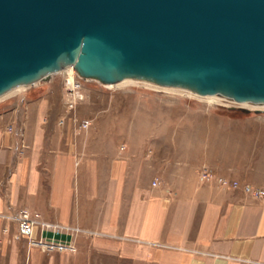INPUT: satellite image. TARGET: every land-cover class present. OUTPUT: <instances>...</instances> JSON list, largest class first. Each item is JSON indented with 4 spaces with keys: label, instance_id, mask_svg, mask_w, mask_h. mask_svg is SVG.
Instances as JSON below:
<instances>
[{
    "label": "crops",
    "instance_id": "0c3cea01",
    "mask_svg": "<svg viewBox=\"0 0 264 264\" xmlns=\"http://www.w3.org/2000/svg\"><path fill=\"white\" fill-rule=\"evenodd\" d=\"M3 98L0 214L25 207L95 234L74 237L70 253L24 250L0 233V264H264V199L219 183L264 185L263 126L212 115L181 142H146L59 124L45 95Z\"/></svg>",
    "mask_w": 264,
    "mask_h": 264
},
{
    "label": "water",
    "instance_id": "95a60500",
    "mask_svg": "<svg viewBox=\"0 0 264 264\" xmlns=\"http://www.w3.org/2000/svg\"><path fill=\"white\" fill-rule=\"evenodd\" d=\"M67 65L264 103V0H0V94Z\"/></svg>",
    "mask_w": 264,
    "mask_h": 264
},
{
    "label": "rangeland",
    "instance_id": "374dc122",
    "mask_svg": "<svg viewBox=\"0 0 264 264\" xmlns=\"http://www.w3.org/2000/svg\"><path fill=\"white\" fill-rule=\"evenodd\" d=\"M70 68L57 73L53 72L40 81L27 84L24 87H17L4 98L19 95H25L26 98H36L45 95L48 97V110L58 116L57 123L59 124L69 118L72 123L80 128L92 127L96 131L107 129L110 135L116 136L126 131L128 135L130 134L135 139L142 134V136H145L146 142H150L151 137H158L160 142H165L168 134L171 137H175L176 142H181L184 133L189 134L199 122L211 121L212 118L210 117L212 115H216L218 119L220 115L237 118L240 124L245 126L249 123L252 127H264V104L239 103L218 95L201 96L183 88L163 87L140 79H125V82L123 80L119 85L103 84L96 79L77 75L78 73L74 69L73 80L75 83L73 86H68L70 74L67 70H70ZM75 91H80L83 94V98H73ZM210 96L215 97L212 102L207 99ZM67 99L71 100V106L64 102V100L67 102ZM241 107L246 108L247 111H242ZM60 118L62 121H60ZM83 119L89 120V124L86 127L80 124ZM116 143L119 146L122 141L117 139ZM162 152L165 154L166 150L164 149ZM199 173L203 178L214 176L213 169L206 165L199 169ZM222 179H225L226 182L223 183ZM231 181H236L237 186H231ZM154 182L152 181V183ZM219 183L225 187L240 189L256 200L264 199V196H253L243 188L245 184L261 188H264V185L241 182L225 176L219 177ZM18 208L25 207H17L15 209ZM11 211L13 210L0 214V217L5 221L0 233L8 235L7 242L10 240L21 241L24 250L30 247H37L42 252L72 253L76 250L72 241L74 237L81 234L90 237L95 234L89 230H82L77 226H66L77 228L78 230L76 231H64L63 229L54 232L48 230L41 233L36 225L33 228L32 237L34 239L54 236V240L63 243L68 242L74 247L73 251H46L43 247L28 244L25 237L17 234V224L9 215ZM27 211L29 210L27 209ZM29 213L36 214L37 218L42 219L38 213L30 211ZM46 223L64 226L57 223ZM175 248L179 250L185 249L181 246H175Z\"/></svg>",
    "mask_w": 264,
    "mask_h": 264
},
{
    "label": "built area",
    "instance_id": "2783aa9c",
    "mask_svg": "<svg viewBox=\"0 0 264 264\" xmlns=\"http://www.w3.org/2000/svg\"><path fill=\"white\" fill-rule=\"evenodd\" d=\"M64 102L67 103V105L71 106V100L67 99V102L65 100ZM60 121H62L61 118H60ZM80 124L81 126L86 127L89 124V120L83 119ZM222 182L225 183L226 180L222 179ZM231 186H237V182L231 181ZM243 188L245 191L250 192L253 196H260V197L264 196V188L251 187L246 184L243 186ZM9 215L10 217H12V219H14V221L17 224V227H16L17 234L22 237H25L27 239L28 244L43 247L46 251H65V250L73 251L74 250V247L70 243L68 242L63 243L60 241H56L54 240L55 239L54 236H50L49 238L39 237L37 239H34L32 237L33 228L34 226L37 225L41 233L46 232L48 230H51L52 232H54V231L63 230V229L64 231H68V230L76 231L78 230L77 228H70V227L59 226V225L57 226L56 224H48L42 221V219L37 218L36 214L29 213V211H27V209L25 208L15 209L11 211Z\"/></svg>",
    "mask_w": 264,
    "mask_h": 264
},
{
    "label": "bare ground",
    "instance_id": "6f19581e",
    "mask_svg": "<svg viewBox=\"0 0 264 264\" xmlns=\"http://www.w3.org/2000/svg\"><path fill=\"white\" fill-rule=\"evenodd\" d=\"M69 67H71L70 68V70H67V72L70 74V78L68 79V86H73L74 85V80H73V78H74V73H75V71L73 70V67H72V65H67V66H65L64 68H61L60 70H58V71H55L56 73L57 72H60V71H62V70H65V69H68ZM53 73V72H52ZM52 73H50V74H52ZM78 75V74H77ZM125 79H137V78H132V77H123V78H121V79H119V80H117V81H115V82H107V83H103V84H114V85H119V84H121V81H123L124 80V82H125ZM41 79H38L37 81H40ZM140 80H144V79H140ZM128 81V80H127ZM144 81H148V80H144ZM36 82V81H35ZM124 82H122V83H124ZM148 82H151V81H148ZM34 83V82H33ZM102 83V82H101ZM151 83H153V82H151ZM154 84H156V83H154ZM156 85H159V86H163V87H177V88H183V89H186V90H190V89H188V88H185V87H178V86H169V85H160V84H156ZM24 86H26V85H24V84H20V85H16V86H14V87H12V88H10V89H8L7 91H5V92H3L2 94H0V99L1 98H3V97H5V96H7L8 95V93L9 92H11L12 90H14L15 88H17V87H24ZM111 86V85H110ZM190 91H192V92H194V93H197V92H195V91H193V90H190ZM198 95H201V96H208V95H218V96H222V97H225V96H223V95H221V94H216V93H212V94H200V93H197ZM73 98H78V99H80V98H83V94H81L80 93V91H75L74 92V94H73ZM213 98H215L214 96H210V97H207V99H209V101H213L212 99ZM225 99H227V97H225ZM228 99H230V98H228ZM231 100H233V99H231ZM215 101V100H214ZM235 101V100H234ZM237 102V101H236ZM239 103H248V102H245V101H241V102H239ZM251 104H254V105H263L264 103H251Z\"/></svg>",
    "mask_w": 264,
    "mask_h": 264
}]
</instances>
